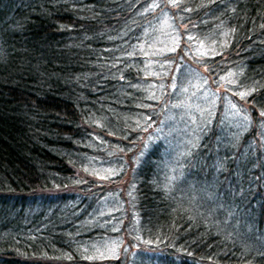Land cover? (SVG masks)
<instances>
[{
	"label": "trees",
	"instance_id": "obj_1",
	"mask_svg": "<svg viewBox=\"0 0 264 264\" xmlns=\"http://www.w3.org/2000/svg\"><path fill=\"white\" fill-rule=\"evenodd\" d=\"M150 5L189 25L193 46L230 54L225 91L248 103L241 133L223 121L220 92L197 108L208 124L188 144L185 117L142 136L145 110L152 130L162 121L128 63L136 34L159 20ZM128 150L139 159L130 172ZM157 165L170 167L164 179ZM129 173L125 224L121 210L101 213L98 177ZM125 231L114 256L104 243ZM259 243L264 0H0V264H264Z\"/></svg>",
	"mask_w": 264,
	"mask_h": 264
},
{
	"label": "rangeland",
	"instance_id": "obj_2",
	"mask_svg": "<svg viewBox=\"0 0 264 264\" xmlns=\"http://www.w3.org/2000/svg\"><path fill=\"white\" fill-rule=\"evenodd\" d=\"M154 6L155 5H150L149 9L159 17V20L152 21L148 26L140 29L139 34H136L135 39L137 40L139 37L137 40V42L139 41L138 49L136 50L137 56L135 60L129 58L130 61L128 63L131 64L132 67L142 70L143 81L140 80V86L135 85V87L138 89L142 88L141 92L145 95L144 98L150 100V102L159 99L157 105L151 111L155 118L157 117L158 120L162 121L161 124L157 126L158 128L152 130L156 124L155 122L153 123V117L149 112V107L145 110L147 114L149 113L147 117L148 120L146 119L147 122L144 123L143 121L139 122V124L144 123V128H147L142 135L146 140L147 138L156 136L161 127L165 129H163L161 133L165 134L166 132L169 134V132L174 129L169 126V124H173L171 119L175 117H185L190 125L188 129H192V131L190 130L191 136H189L186 142V144H188L190 142L189 140H192L196 136H193L195 128L203 132V129L208 124L207 121L204 120L205 114L201 113L197 108L201 107L203 111V109L211 105L212 102L215 103L217 99L219 101L221 96L220 92H223L226 87L229 86L224 82L226 78L225 73L228 72V70L226 72L223 70L231 65L230 56H228L230 54L222 53L219 46L214 47V43L212 42L202 48L193 46L191 42L192 40L196 41L195 37L191 38L189 36L186 41L184 36H181L182 32L191 29V27L186 24L179 25L178 21L176 22L168 11L162 12L161 14L162 10L157 8V6L154 8ZM119 35H125V33L120 32ZM230 43L231 42L227 41V44L224 43L221 45L229 47ZM206 56H208L207 61L205 59ZM216 56H218V58L215 60ZM229 76L232 77L233 74ZM222 100L224 104L223 121L229 124L228 128L230 131L241 133L244 128L243 124H247L246 113L243 109L247 108L248 103L245 102V100L243 101V99L240 100V98L228 91H225ZM149 105L150 104H148V106ZM237 109L239 110L236 113ZM141 116L144 117V115ZM177 121L181 122V120ZM187 122H183L184 127L187 126ZM148 125H151L150 130ZM140 142L137 147L145 149L146 146H143V143L141 144ZM125 156L127 157L128 170L130 172L132 169H135L137 165L139 160L138 155H134L128 150ZM157 167L159 169L164 167V169L168 170L167 173H163L162 178L164 179V174H169L170 167L165 168V166L160 165H157ZM131 174L129 173L123 180L110 178V176L107 175L98 177L99 180L105 182V198H102L104 200V205L101 208V213L121 210L124 219L123 223L125 224L128 222L127 218L130 217L126 201L127 196L129 197L131 193L127 195L129 191L126 190V185ZM218 175L219 174L216 175L217 178ZM110 198L113 199L115 205L111 204ZM205 204L213 208L216 206L218 207V203L212 195L206 197ZM129 236L128 231H125L121 239L109 237V240L104 243L106 246L105 249L109 250V252L115 256L114 252H116L118 248L122 250L126 246ZM117 239L121 241L120 245ZM259 245L264 246V243H259Z\"/></svg>",
	"mask_w": 264,
	"mask_h": 264
},
{
	"label": "snow or ice",
	"instance_id": "obj_3",
	"mask_svg": "<svg viewBox=\"0 0 264 264\" xmlns=\"http://www.w3.org/2000/svg\"><path fill=\"white\" fill-rule=\"evenodd\" d=\"M178 0H172V3L175 5V3H177Z\"/></svg>",
	"mask_w": 264,
	"mask_h": 264
}]
</instances>
